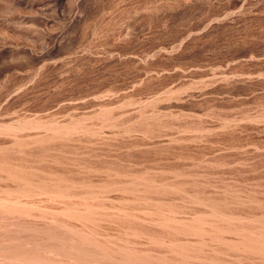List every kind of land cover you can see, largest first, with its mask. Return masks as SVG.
I'll return each mask as SVG.
<instances>
[{
    "label": "rangeland",
    "instance_id": "rangeland-1",
    "mask_svg": "<svg viewBox=\"0 0 264 264\" xmlns=\"http://www.w3.org/2000/svg\"><path fill=\"white\" fill-rule=\"evenodd\" d=\"M0 264H264V0H0Z\"/></svg>",
    "mask_w": 264,
    "mask_h": 264
}]
</instances>
